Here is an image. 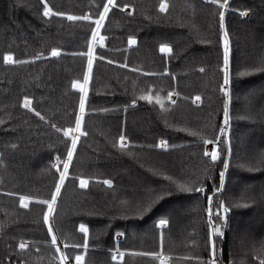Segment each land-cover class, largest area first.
I'll return each instance as SVG.
<instances>
[{"label":"trees","instance_id":"1","mask_svg":"<svg viewBox=\"0 0 264 264\" xmlns=\"http://www.w3.org/2000/svg\"><path fill=\"white\" fill-rule=\"evenodd\" d=\"M107 3L0 0V264H61L62 253L65 264L76 255L84 264H160L159 255L205 264L210 237L218 264H261L264 0H227L223 8L210 0H116L101 19ZM45 5L52 15H43ZM9 55L13 63L4 61ZM81 97L86 134L49 215L40 201L56 195L72 148L64 132L76 127ZM209 142L216 160L205 155ZM80 225L87 249L73 247L84 242ZM115 252L124 255L112 260Z\"/></svg>","mask_w":264,"mask_h":264},{"label":"snow or ice","instance_id":"2","mask_svg":"<svg viewBox=\"0 0 264 264\" xmlns=\"http://www.w3.org/2000/svg\"><path fill=\"white\" fill-rule=\"evenodd\" d=\"M210 2L214 3V4H218L222 8L227 6V0H224L223 4L220 3V0H210ZM108 5H112L113 7H115L116 6V0H108V3L106 5H104V13L101 16V19H103L104 16L109 11ZM167 7H168V5L166 3H161L160 4V11H162V12L166 11ZM52 14H53L52 10L45 5L43 15L44 16H49V15H52ZM223 15H224L223 12H221L220 13L221 27H223ZM241 15H247V13L246 12H242ZM68 19L69 20H76V19L88 20V19H90V17H88V16H84V17L69 16ZM96 24L99 25L100 21L99 20L96 21ZM94 38H95V36H94ZM129 43L130 44H134L135 40H130ZM160 50H161V52H171V49L169 47H167V46H161ZM59 54L60 53L58 51H56V50L52 51V55L53 56H58ZM228 56H229V52H228V47H227V33H225V49H224V66H225V80H224V83H225V85H227V83H228L227 71H226L227 70V66H228ZM3 59H4V61L6 63H13L14 62L13 61V57L11 55L5 56ZM88 69H89V73H90L91 69H92V57L91 56L89 57V60H88ZM201 71H203V69H201ZM84 79H85V83H87L88 77L86 76ZM74 87H79L80 91L84 92L83 86L74 85ZM169 95L171 96V94H169ZM225 95H227V92H225ZM141 99H147V100H149V102H151V97H148V96H142ZM196 99H199V97H197ZM84 102H85V98L81 97V99H80V111L81 112L84 111ZM156 102L157 103H161L159 98H157ZM23 106L25 108H29L30 101H28L26 99ZM161 106H163V105H161ZM36 114L40 115L39 113H36ZM225 117H226L225 123H227V105H225ZM58 131H59V129H58ZM70 131H72V130L70 129L68 131H65L64 135L68 136ZM75 131L80 132V135H85L86 134V133L81 131V121L79 119L76 122ZM78 139H79V137H73V139H72V148L67 153V161L64 163V170L60 173L59 183L56 185V195H54L52 197L51 202L40 201V203L48 204V206H49V215L51 214L52 206L54 205V203L56 201V196H58L60 194L61 187L63 186L64 181L67 178L68 167H69V164L72 161L73 152L75 151L76 142H77ZM124 139L125 138L123 136L120 137L121 147H124ZM161 146H163V143L161 144ZM205 155H211V158L213 160H216L218 158V154L215 151H213L212 153L205 152ZM53 167H56V166L53 165ZM225 167H227V164H225ZM58 171H59V169H58ZM103 183L111 186V181H109V180H105V181H103ZM221 183H223V173H221ZM87 186H88V181L87 180H83V179L80 180V187L81 188H86ZM182 190H188V189H185V188L182 187ZM195 191L203 192L204 189L203 188H197V189H195ZM26 200H27V198L21 197V204H22L23 207H28V203L26 202ZM211 203H212L211 197H209V209H208V211H209V215L210 216L212 214ZM217 207L218 208H223L224 206H223V204H220V205H217ZM224 211L227 212V208H224ZM217 218H219L218 214H217ZM48 220H49V216L46 215L44 217V222L48 223ZM165 224H167L166 220L161 219L159 221V225L160 226H163ZM48 231H49V233H52L51 225H49ZM79 231L81 233L85 234L84 242L82 244H75V245H73V247H83V248L87 249L88 248V243H87L88 229L84 225H80ZM213 235H215V237L218 239V238L223 236V232L220 230L219 227H216L215 230H214ZM51 242H52L53 245H55L57 243V238H56L55 235L52 236V241ZM209 245H210V259L208 261H206L205 264H218V255H217V253L219 251L218 245L216 244L215 240L212 239L211 237L209 239ZM19 247H20V249L23 250V249H25L27 247V245L24 244V243H21L19 245ZM57 252H60L59 248L57 249ZM119 255L122 257L124 254L121 252V253H119ZM111 259L112 260H116L117 259V255L113 254L111 256ZM67 260H68L67 254H63L62 253L61 254V264H65V262ZM84 260H85V257L83 255H76L75 256V264H84ZM161 264H165V262L161 261ZM261 264H264V261H261Z\"/></svg>","mask_w":264,"mask_h":264},{"label":"rangeland","instance_id":"3","mask_svg":"<svg viewBox=\"0 0 264 264\" xmlns=\"http://www.w3.org/2000/svg\"><path fill=\"white\" fill-rule=\"evenodd\" d=\"M108 7H110V5H108ZM126 11H129L128 9H126ZM132 40V39H131ZM130 41V40H129ZM95 42H96V40H95ZM96 44V43H95ZM132 45V44H131ZM227 47H228V43H227ZM76 85H81V86H83V88H84V91H85V83H79V84H76ZM77 89H79V87H77ZM80 90V89H79ZM223 92H224V94H225V92H227V95H226V97L228 98V83H227V85H224L223 86ZM81 93H84V92H81ZM174 94L173 95H171V97H170V100H174ZM81 111L79 112V115H78V119L80 120L81 119ZM77 119V120H78ZM76 128V127H75ZM75 128H73V129H71L72 131H70L69 132V135L68 136H70V137H78L79 135H80V132H77V131H75ZM68 130H70V129H68ZM67 130V131H68ZM227 131H228V127H226V129H225V132L227 133ZM163 143V146H161V144ZM166 146V143L165 142H160L159 143V147H161V148H164ZM210 146H212V150L210 151ZM213 151H215L216 153H217V150H216V144L215 143H212V142H209V143H207L206 144V146H205V152H208V153H212ZM208 157H210L211 155H207ZM211 158V157H210ZM26 202L28 203L29 202V200L27 199L26 200ZM51 218V217H50ZM158 225H159V222H158ZM159 227L162 229V228H165V225H163V226H160L159 225ZM59 246V248H61V246L60 245H58ZM115 255H117V257L119 258V253L118 252H115ZM161 258V259H160ZM158 259H159V263H160V261H163L164 260V262H166V264H169V257L168 256H165V255H159L158 256ZM161 264V263H160Z\"/></svg>","mask_w":264,"mask_h":264},{"label":"crops","instance_id":"4","mask_svg":"<svg viewBox=\"0 0 264 264\" xmlns=\"http://www.w3.org/2000/svg\"><path fill=\"white\" fill-rule=\"evenodd\" d=\"M211 157V156H210ZM165 226H166V224H165ZM121 236L120 235H118V238H120ZM119 253V252H118ZM119 258H120V255H119ZM118 257H117V259L116 260H118L119 259ZM161 259V258H160ZM160 263H161V261H160ZM165 264H166V262H165Z\"/></svg>","mask_w":264,"mask_h":264},{"label":"bare ground","instance_id":"5","mask_svg":"<svg viewBox=\"0 0 264 264\" xmlns=\"http://www.w3.org/2000/svg\"><path fill=\"white\" fill-rule=\"evenodd\" d=\"M212 150V146H210V151ZM164 261V260H163Z\"/></svg>","mask_w":264,"mask_h":264},{"label":"built area","instance_id":"6","mask_svg":"<svg viewBox=\"0 0 264 264\" xmlns=\"http://www.w3.org/2000/svg\"><path fill=\"white\" fill-rule=\"evenodd\" d=\"M94 43H97V42L94 41Z\"/></svg>","mask_w":264,"mask_h":264}]
</instances>
